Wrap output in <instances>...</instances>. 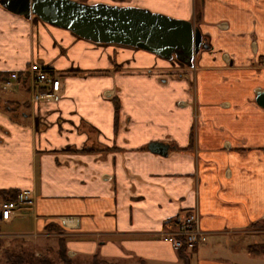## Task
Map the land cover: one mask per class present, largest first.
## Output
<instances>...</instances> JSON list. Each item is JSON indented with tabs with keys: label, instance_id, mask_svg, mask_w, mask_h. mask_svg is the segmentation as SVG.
Returning a JSON list of instances; mask_svg holds the SVG:
<instances>
[{
	"label": "crops",
	"instance_id": "0c3cea01",
	"mask_svg": "<svg viewBox=\"0 0 264 264\" xmlns=\"http://www.w3.org/2000/svg\"><path fill=\"white\" fill-rule=\"evenodd\" d=\"M124 3L191 21L205 44L192 65L0 4V84L32 63L61 75L57 101L31 104L17 84L0 96V203L34 193L0 239L58 235L79 261L181 264L157 232L195 211L209 234L188 264H264L239 243L264 236V0ZM48 224L63 232L41 234Z\"/></svg>",
	"mask_w": 264,
	"mask_h": 264
},
{
	"label": "water",
	"instance_id": "95a60500",
	"mask_svg": "<svg viewBox=\"0 0 264 264\" xmlns=\"http://www.w3.org/2000/svg\"><path fill=\"white\" fill-rule=\"evenodd\" d=\"M0 4L20 15L32 14L94 43L135 47L166 60L175 57L188 66L205 46L199 29L191 21L144 8L85 4L76 0H0ZM256 102L264 107V91L257 94ZM147 148L161 155L167 151L160 142H152Z\"/></svg>",
	"mask_w": 264,
	"mask_h": 264
},
{
	"label": "built area",
	"instance_id": "2783aa9c",
	"mask_svg": "<svg viewBox=\"0 0 264 264\" xmlns=\"http://www.w3.org/2000/svg\"><path fill=\"white\" fill-rule=\"evenodd\" d=\"M15 84L26 90L31 104L42 100L57 101L59 99L60 74L48 67L32 63L21 71H11L1 76L3 90ZM33 195L32 190H22L16 194L14 199L2 201L0 220L8 221L16 216L25 215L27 206L33 203ZM208 234V231L199 227V217L195 211L178 218L173 229L157 232L160 237L169 239L176 250L183 245L193 248L202 243Z\"/></svg>",
	"mask_w": 264,
	"mask_h": 264
},
{
	"label": "rangeland",
	"instance_id": "374dc122",
	"mask_svg": "<svg viewBox=\"0 0 264 264\" xmlns=\"http://www.w3.org/2000/svg\"><path fill=\"white\" fill-rule=\"evenodd\" d=\"M76 1L85 4L104 3L107 5L128 7V5H125L124 3L128 0H124V2L122 0H76ZM130 7H136V6H130ZM138 8H144V7H138ZM150 11L153 13L162 14L164 16L173 19H179L177 17H173L171 15L162 12L153 11V10ZM19 91L20 89L17 86L9 87L6 90H2L0 84V96L4 95L7 92L19 93ZM6 104L8 103H5L3 105ZM6 230L8 229H5L4 226L0 224V231L7 232ZM40 233L45 234L47 232L43 231ZM49 234H57V233L51 232ZM58 237H59L58 235H56V238L55 236L47 237L42 235L26 240L25 239L16 240L15 238L0 239V264H91L90 258L80 257L82 261H79V258L70 255L67 252V249L66 250L63 248L60 249V242L57 240ZM261 241L264 242V236L257 235L253 237H247L244 239L242 238L239 240V243L241 244L240 247L243 248L242 246L244 244L260 243ZM64 257L66 259L63 260L62 258ZM125 264H138V263L126 262Z\"/></svg>",
	"mask_w": 264,
	"mask_h": 264
},
{
	"label": "trees",
	"instance_id": "16d2710c",
	"mask_svg": "<svg viewBox=\"0 0 264 264\" xmlns=\"http://www.w3.org/2000/svg\"><path fill=\"white\" fill-rule=\"evenodd\" d=\"M9 193L10 192H8L7 196H4L5 197L4 200H10V199L15 198L17 191H14L10 194ZM258 226H260V224H258ZM44 230L46 232H49V233H51V232L62 233L63 232V230L61 228H59L57 225H54V224H48ZM57 240L60 242V249L63 248L66 250V248L64 246V237H58ZM186 248L187 247L185 245H183L178 250L179 251V258L181 260V264H188L189 263L188 255L185 253ZM249 249L252 251H255V252H259V253L263 252L264 253V242L254 244V245L250 246ZM62 259L64 260L66 258L64 257ZM91 264H119V263L107 261L105 259L98 258L96 255H94L92 260H91Z\"/></svg>",
	"mask_w": 264,
	"mask_h": 264
}]
</instances>
